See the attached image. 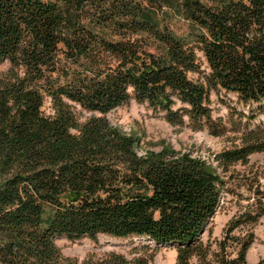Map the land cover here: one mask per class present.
I'll list each match as a JSON object with an SVG mask.
<instances>
[{"label": "trees", "instance_id": "1", "mask_svg": "<svg viewBox=\"0 0 264 264\" xmlns=\"http://www.w3.org/2000/svg\"><path fill=\"white\" fill-rule=\"evenodd\" d=\"M177 21L186 23L179 34ZM0 264H149L157 248L64 258L57 237L174 243L177 264H250L264 186L207 241L230 166L264 151V121L217 166L108 114L132 100L173 125L224 135L211 93L264 113V0H0ZM50 102V112L46 103ZM240 111V112H239ZM258 264H264V259Z\"/></svg>", "mask_w": 264, "mask_h": 264}, {"label": "rangeland", "instance_id": "2", "mask_svg": "<svg viewBox=\"0 0 264 264\" xmlns=\"http://www.w3.org/2000/svg\"><path fill=\"white\" fill-rule=\"evenodd\" d=\"M175 26L179 34H183L187 25L183 21H177ZM8 66V61L1 63L0 71L6 70ZM236 100L233 94H218L215 91L211 93V107L214 110V116L223 118L227 127V132L221 136L213 135L208 130H195L188 118L182 125H173L164 118L163 113L156 112L148 104L139 103L136 100L113 110L108 114V118L125 131L141 137V148L139 149L141 154L147 149L159 151L164 144H170L177 151H191L217 166L218 162L215 160L217 154L240 146L242 144L241 134L246 129H254L264 121V113H260L259 117L253 121L248 117H243L240 122V115L229 105H235L238 110L246 113H249L250 109H255L257 113L259 111L257 104L251 107L244 106L241 103L236 104ZM50 108L51 104L47 102L46 111L50 112ZM219 171L227 181V189L223 192L220 207L201 235L205 241L210 238L212 240L221 238L229 221L251 201L253 202L251 188L256 187L255 183L259 181L264 186V151L250 155L246 164L239 162L230 166L225 174L222 169ZM254 230L257 238L248 252L250 264H258L264 259V216ZM140 242L152 243L157 248L156 255L149 264H177L178 253L174 243L157 245L143 237H135L134 240H117L106 235H100L97 241L88 237L71 240L64 236L55 239L64 258L79 261H83L90 253L100 255L115 250L126 254L133 245Z\"/></svg>", "mask_w": 264, "mask_h": 264}, {"label": "water", "instance_id": "3", "mask_svg": "<svg viewBox=\"0 0 264 264\" xmlns=\"http://www.w3.org/2000/svg\"><path fill=\"white\" fill-rule=\"evenodd\" d=\"M215 214H213L214 216ZM213 216L211 217V219L213 218ZM205 232V229L201 232V235ZM118 240V239H117Z\"/></svg>", "mask_w": 264, "mask_h": 264}]
</instances>
